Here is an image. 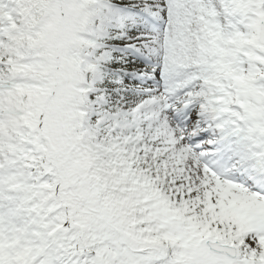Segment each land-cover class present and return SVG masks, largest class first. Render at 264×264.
<instances>
[{
    "label": "snow or ice",
    "instance_id": "obj_1",
    "mask_svg": "<svg viewBox=\"0 0 264 264\" xmlns=\"http://www.w3.org/2000/svg\"><path fill=\"white\" fill-rule=\"evenodd\" d=\"M0 264H264V0H0Z\"/></svg>",
    "mask_w": 264,
    "mask_h": 264
}]
</instances>
